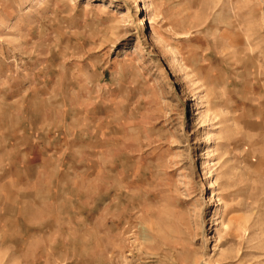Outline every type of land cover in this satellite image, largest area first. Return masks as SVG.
<instances>
[{"label":"rangeland","instance_id":"rangeland-1","mask_svg":"<svg viewBox=\"0 0 264 264\" xmlns=\"http://www.w3.org/2000/svg\"><path fill=\"white\" fill-rule=\"evenodd\" d=\"M0 264H264V0H0Z\"/></svg>","mask_w":264,"mask_h":264}]
</instances>
